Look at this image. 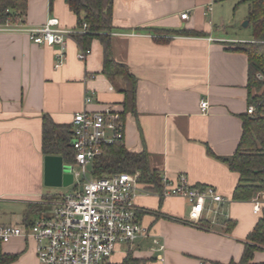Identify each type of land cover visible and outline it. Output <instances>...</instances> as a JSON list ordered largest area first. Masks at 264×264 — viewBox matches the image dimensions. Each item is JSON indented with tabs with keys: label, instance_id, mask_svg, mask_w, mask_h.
Listing matches in <instances>:
<instances>
[{
	"label": "crops",
	"instance_id": "crops-1",
	"mask_svg": "<svg viewBox=\"0 0 264 264\" xmlns=\"http://www.w3.org/2000/svg\"><path fill=\"white\" fill-rule=\"evenodd\" d=\"M215 0H113L111 55L135 80L133 109L124 106V82L102 73L103 50L96 38L85 61L74 36L66 41L61 66L57 46L36 45L24 32H0V226L34 221L51 210L53 194L43 183L42 116L69 125L86 110L106 107L122 115L123 146L145 153L151 170L175 183L184 175L199 190L214 188L225 200L206 203L203 228L183 223L189 211L181 198L140 194V222L151 240L120 245L106 264L130 254L140 264H229L241 259L247 237L261 217L258 200L234 201L238 175L210 157L231 156L239 143L241 115L247 114V57L231 49L249 42L216 24ZM211 8V11L208 9ZM187 12V18L180 15ZM77 30L64 0H27L23 22L38 28L48 19ZM218 26V27H217ZM220 27V28H219ZM251 39V38H250ZM92 101L84 103L85 94ZM207 102L206 113L200 102ZM249 116V115H248ZM217 210L218 214L213 211ZM160 246L162 248L160 249ZM5 264H38L30 239L0 244ZM264 262V251L252 263Z\"/></svg>",
	"mask_w": 264,
	"mask_h": 264
},
{
	"label": "built area",
	"instance_id": "built-area-1",
	"mask_svg": "<svg viewBox=\"0 0 264 264\" xmlns=\"http://www.w3.org/2000/svg\"><path fill=\"white\" fill-rule=\"evenodd\" d=\"M187 15L185 12L180 18L186 19ZM86 30V24H82L80 30L62 29L57 20L50 18L38 28H26L21 23L8 21L0 24V32H24L36 45L57 46L55 67L62 64L66 41ZM88 52L81 48L77 58L85 61ZM91 101V95L86 93L84 103ZM206 109L207 102L201 101V112L206 113ZM246 113L253 115L254 107L248 106ZM71 124L70 146L74 161L64 164L69 166L73 176L71 185L77 183L76 191L60 195L52 201L49 213L30 223L0 226V244L19 237L32 240L38 264H106L120 245L131 247L147 240L158 245V240L139 220L141 209L135 200L140 194L184 199L189 211L183 223L197 228L204 227L201 219L206 203L221 205L227 202L214 188L199 190L192 187L184 175H178L175 183L164 175L160 176V191H153L140 183L139 173L93 178L91 166L101 155L102 147L116 142L123 144L124 122L119 112L106 107L101 112H77ZM260 203L256 201L254 213L261 210ZM213 213L218 214L217 210Z\"/></svg>",
	"mask_w": 264,
	"mask_h": 264
},
{
	"label": "trees",
	"instance_id": "trees-1",
	"mask_svg": "<svg viewBox=\"0 0 264 264\" xmlns=\"http://www.w3.org/2000/svg\"><path fill=\"white\" fill-rule=\"evenodd\" d=\"M52 3L53 0H49V7ZM64 3L76 16L77 30H80L82 24L87 26L84 33L73 35L75 41L85 50H88L92 39L100 41L103 50L102 73L108 77H119L124 82V106L125 109H133L135 80L128 68L116 63L111 55L109 34L112 29L113 0H64ZM240 3L248 7L247 26L251 29V39L249 42L233 45L231 50L247 57V106H253L254 113L251 116H240L242 133L231 156L217 157L208 148L206 152L238 175L232 200L250 201L264 194V0H241ZM26 10L27 0H0V24L7 21L11 24L22 23ZM121 119L123 120L122 115ZM71 138V126L57 125L48 116H42V152L45 156H60L65 164L73 163ZM120 173H139V181L146 188L153 191L161 189L160 177L156 171L150 169L145 153H131L120 142L104 145L101 155L92 163L91 177L106 178ZM247 240L239 262L229 264H254V253L264 251V208ZM14 259L15 257L1 256L0 264ZM140 263L127 254L119 264Z\"/></svg>",
	"mask_w": 264,
	"mask_h": 264
},
{
	"label": "rangeland",
	"instance_id": "rangeland-1",
	"mask_svg": "<svg viewBox=\"0 0 264 264\" xmlns=\"http://www.w3.org/2000/svg\"><path fill=\"white\" fill-rule=\"evenodd\" d=\"M241 0H215L214 8L215 15L219 21H215L216 24H220L221 28L226 27V31L230 35H235L240 38H245L250 40L251 29L248 26H244L247 22V11L248 7L246 4L240 3ZM218 27V26H217ZM220 28V27H219ZM235 45V44H234ZM254 92L252 93V95ZM78 170V168H76ZM89 165L87 166L88 173L90 172ZM76 184L70 185L68 187L52 188L49 190L53 194L68 195L76 191ZM261 194L256 200L260 201Z\"/></svg>",
	"mask_w": 264,
	"mask_h": 264
},
{
	"label": "water",
	"instance_id": "water-1",
	"mask_svg": "<svg viewBox=\"0 0 264 264\" xmlns=\"http://www.w3.org/2000/svg\"><path fill=\"white\" fill-rule=\"evenodd\" d=\"M247 26V22L244 23ZM71 145V143H70ZM43 183L46 187H68L73 182V176L69 172V166L65 165L62 157L46 155L43 159ZM79 190H82L80 187Z\"/></svg>",
	"mask_w": 264,
	"mask_h": 264
}]
</instances>
